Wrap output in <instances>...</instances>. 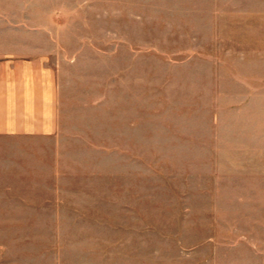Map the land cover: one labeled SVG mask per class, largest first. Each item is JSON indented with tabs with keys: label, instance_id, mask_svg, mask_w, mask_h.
I'll list each match as a JSON object with an SVG mask.
<instances>
[{
	"label": "rangeland",
	"instance_id": "1",
	"mask_svg": "<svg viewBox=\"0 0 264 264\" xmlns=\"http://www.w3.org/2000/svg\"><path fill=\"white\" fill-rule=\"evenodd\" d=\"M53 123L0 135V264H264V0H0Z\"/></svg>",
	"mask_w": 264,
	"mask_h": 264
},
{
	"label": "crops",
	"instance_id": "2",
	"mask_svg": "<svg viewBox=\"0 0 264 264\" xmlns=\"http://www.w3.org/2000/svg\"><path fill=\"white\" fill-rule=\"evenodd\" d=\"M51 77L41 59H0V135L40 132L53 123Z\"/></svg>",
	"mask_w": 264,
	"mask_h": 264
}]
</instances>
